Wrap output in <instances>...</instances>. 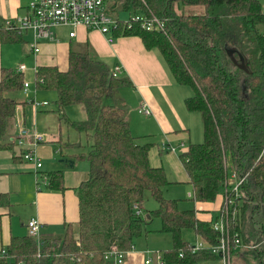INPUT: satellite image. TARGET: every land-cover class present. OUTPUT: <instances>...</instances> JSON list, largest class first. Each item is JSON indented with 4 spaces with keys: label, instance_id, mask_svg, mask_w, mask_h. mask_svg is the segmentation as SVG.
<instances>
[{
    "label": "trees",
    "instance_id": "obj_1",
    "mask_svg": "<svg viewBox=\"0 0 264 264\" xmlns=\"http://www.w3.org/2000/svg\"><path fill=\"white\" fill-rule=\"evenodd\" d=\"M131 6L147 19L157 17L162 27L147 29L140 22L120 19L113 37H141L147 49L161 53L176 82L193 90L185 105L200 114L204 140L191 143L181 154L193 197L196 202L220 199L219 212L227 196L234 198L231 228L242 237L253 214L264 211L262 2L124 0L121 4L124 11ZM0 30L2 42L23 39L19 31L6 28L1 15ZM242 59L247 68L239 65ZM26 81L25 73L16 68L1 70L0 150L14 146L5 140L8 120L15 116L19 104L12 94L23 90ZM34 83L38 89L55 91L61 118L90 136L89 150L71 155L72 160L88 161L89 177L75 189L77 221L66 222L63 233H42L41 245L29 234L12 236L7 248L0 250V264H116L105 257L107 251L113 247L130 250L154 217L162 221L160 231L170 233L173 239V247L163 251L165 264H218V254L209 247L194 250L196 244L182 235L183 229L192 228L207 244L218 243L220 234L212 228L213 216L202 219L200 209H181L178 199L165 197L170 180L164 167L151 164L154 143L138 142L125 109L111 103L114 91L131 81L114 77L108 64L89 50H71L67 69L41 65ZM76 104L85 106L83 120H69L62 112ZM68 145L83 146L79 142ZM230 167L242 180L240 196L229 183ZM47 175L48 187L65 190L63 170ZM146 192L158 207L145 216L138 211L142 212ZM8 204L9 193H0V205ZM257 251L264 264V249Z\"/></svg>",
    "mask_w": 264,
    "mask_h": 264
},
{
    "label": "crops",
    "instance_id": "obj_2",
    "mask_svg": "<svg viewBox=\"0 0 264 264\" xmlns=\"http://www.w3.org/2000/svg\"><path fill=\"white\" fill-rule=\"evenodd\" d=\"M262 5L264 7L263 3ZM26 7L22 0H0L1 21L5 25L7 19L23 15ZM71 31H75L76 34L71 36ZM56 34L58 41L45 39L40 41L39 52H34L32 48L34 38L31 32L23 33V39L18 42H2L0 37V79L2 68H17L24 63L27 66L25 75L30 82L27 90L23 89L12 94L19 104L15 116L8 120L5 140L11 142V139L20 133L22 127H35L39 132L44 133L46 140L36 147L43 162L39 172L63 170L66 187L61 191L39 184L35 165L20 157L17 158L19 151L16 146L12 149H1L0 193H9L10 204L0 205V250L7 248L12 236L28 235V222L32 218L41 221L43 234L63 233L66 222H74L79 218L75 189L89 177V163L84 160H73L74 166H71V155L82 149L69 146L68 143L76 141H71L69 135L67 140L63 135L64 119L61 118L57 107L46 99L53 90L38 89L34 83L35 70L41 65H58L62 69H67L71 50H89L105 61L111 69L116 66L122 67L120 76L127 78L131 84L116 89L111 97V103L125 109L126 118L132 132L138 137V142H152L141 140L148 138L149 133L165 135L168 141L164 143L165 145L160 147L158 142H153L157 146V151L150 152V161L154 166L170 168L175 175L172 177V173L166 170L171 178L170 184L166 187L168 193L169 187L174 183H188L193 189L181 154L188 150L191 143H195V140L198 142L201 138L198 133L197 138H193L190 128L184 121L189 117L184 109L187 108L185 99L189 96H183L182 100L178 94L186 95L187 92L181 88L186 86L176 82L161 53L156 49H147L139 36H119L110 41L109 37L100 30L88 29L83 25L60 26L56 29ZM55 99L57 98L54 94ZM41 101H48V104H43ZM143 105L150 109L149 114L136 110ZM80 108L84 119L85 108ZM68 109L71 112L70 117H74L77 113L76 105L67 106L62 112L67 115ZM137 114L141 115L140 122L134 119L139 117ZM67 133L72 131L68 129ZM178 135L188 138V146L185 145L186 140H182L176 148L170 149L174 136ZM84 138L87 143L90 136L85 134ZM78 142L83 145L81 140ZM180 147L183 148L181 154L178 153ZM191 196L190 192L189 197ZM196 203L200 209L198 216L202 219L212 216L215 218L216 213L217 215L219 213L220 199L211 202L195 201V206ZM142 205V215L146 216ZM259 213L253 214V221H249L243 227V243L233 256L235 264H239L244 259L246 252L253 250L249 247L251 244L258 243V249H264V235L261 238L263 232L256 227L259 223L264 229V218H261ZM141 241L138 240L135 250L127 254L122 264H145L147 258H153V263H156V252L161 249H156L151 256L150 248L141 244Z\"/></svg>",
    "mask_w": 264,
    "mask_h": 264
},
{
    "label": "built area",
    "instance_id": "obj_3",
    "mask_svg": "<svg viewBox=\"0 0 264 264\" xmlns=\"http://www.w3.org/2000/svg\"><path fill=\"white\" fill-rule=\"evenodd\" d=\"M106 0H31L26 7L23 15L7 19L5 26L7 29H15L19 33L31 32L34 38L32 48L34 52L40 51V41L50 40L58 41L56 29L60 26H85L88 29H98L103 34L109 37L112 41L113 29L118 26L120 21L119 16H112L108 12ZM122 20V19H121ZM128 21L140 22V24L147 29L161 28L162 22L157 18L147 19L144 14L137 13L130 17ZM75 31H71L70 35L74 36ZM16 70L25 73L27 66L22 63ZM37 70V68H36ZM35 70V72H36ZM122 72L121 66H116L112 69V75L119 77ZM30 82L27 80L24 89L27 90ZM40 104L39 102H36ZM48 104V102H43ZM139 112L149 114L150 109L143 105ZM33 138V140H29ZM46 140L45 134L39 132L36 128L29 129L22 127L20 133L11 139L13 145L17 147L19 155L30 163L35 165L38 170L39 184L49 185L50 179L46 172H39L43 166L42 158L36 151L38 144ZM242 180H239L235 172L230 174V185L237 196L239 194V185ZM40 188V186H39ZM234 198L226 197L223 209L218 213L212 222V228L220 234L218 243L214 245L207 244L202 238L194 250L209 247L214 253L219 255L218 264H234L233 254L242 245V237L239 232H233L231 228V220L235 217ZM232 209V211H231ZM138 213L142 212L139 210ZM29 235L38 240L39 245L41 241L43 225L37 218H32L28 222ZM259 244L254 243L249 247L253 250L258 249ZM135 244L130 250H120L116 247L111 248L105 254L107 259L113 258L116 264H122L125 261L127 254L135 250ZM5 251H3L4 253ZM157 261L155 264H165L164 256L161 251L156 252ZM145 264H153V258H147Z\"/></svg>",
    "mask_w": 264,
    "mask_h": 264
},
{
    "label": "rangeland",
    "instance_id": "obj_4",
    "mask_svg": "<svg viewBox=\"0 0 264 264\" xmlns=\"http://www.w3.org/2000/svg\"><path fill=\"white\" fill-rule=\"evenodd\" d=\"M22 1H23V3H25V6H26L30 3L31 0H22ZM123 1L124 0H106V4L109 7L108 8L109 14L114 16V17L119 16L120 19H123L125 21L130 20V17L136 15L137 12L142 14V11L136 12L133 6L130 7V10L124 11L121 7V4ZM260 1L264 4V0H260ZM114 4H116L117 6L114 7ZM112 7H114V9H112ZM199 11H202L201 7L199 8ZM181 88L187 92L186 95L178 94V96L180 95L182 100L184 98L183 96L193 95V90L190 87L186 86V87H181ZM49 93L50 94L48 97H46V99L49 102H51V104H53L54 107H57V111L59 112L58 104H57V102H55L57 99L54 100V94L57 98V93L55 91H50ZM48 101H41V102H48ZM107 102H109V100ZM78 105H80V106H78ZM76 107H77V113L74 117H70L71 112L69 109L67 110L68 111L67 112V118L69 120L79 121L82 119L83 111L80 110L81 109L80 107L85 108V106L82 104H76ZM184 109H185V113H187L189 115V117L185 118L184 121L187 124V126L190 128L191 133L193 135V138H197L198 134L200 135V138H201L200 140H198V142H197V140H195L194 142L195 143L203 142V140H204V137H203L204 136V128H203V123H202L200 114L198 112H194V111L191 112L190 110H187V108H185V107H184ZM136 110H138V108H136ZM137 115L139 117H134V119L137 122H140L141 121V117H140L141 115H139V114H137ZM60 116H61V114H60ZM27 128L35 129V127H27ZM68 129H70V131H72V133H67ZM62 130H63V135H65L64 136L65 139L68 140V135H69L71 137V141H76L78 143V141L81 140V142L83 143V146L80 147V149L89 150V148L87 147V143L85 141V138H84L85 133H79L76 129H74L73 127H71L67 123V120H63ZM17 135H18V133H17ZM147 135H150V136H148V138H146V139L142 138L141 139L142 142H145L146 140H151L152 142L156 141V142H158V145H160V147L165 145L166 142H168L164 134L149 133ZM182 140H186L185 145L188 146V138L186 139V137L183 138L182 136L178 135V136H174V139L172 141V146H170V149L176 148L178 146L177 144L181 143ZM156 149H157V146L154 144L153 147L151 148V151L155 152V151H157ZM181 150H183V148L180 147V150H178L179 154L182 153ZM163 160H165V157H163ZM86 162L88 163V161H86ZM157 162H158V160H157ZM159 162H160V159H159ZM156 167H158V166H156ZM165 169L167 170L168 168L165 167ZM168 170L172 173L170 168ZM231 172L232 171H231V167H230V174H231ZM167 175H168L169 180H171L168 173H167ZM172 177H175V175L173 173H172ZM169 189H170V191H169L170 194L168 193L167 188H165V191H164L165 197L178 199L179 200V206L181 209H196V208H198V203H196V206H195V199L193 197L194 192H193L192 186L190 184H188V183H174L169 187ZM190 192L192 195L191 198L189 197ZM169 196H172V197H169ZM142 206H143V212L148 215L150 210H153V209L158 207V202L153 198V196L151 195L150 192H146ZM259 214H260L261 218H264L263 212L259 213ZM215 216H217V213ZM161 226H162L161 219L159 217H154L153 220L151 221V223L146 224V228L144 230L143 235L136 239V241L134 243L135 246L137 245L138 240H140V241L142 240L141 244H144L146 247L150 248V251H151L150 255L151 256L156 251V249H161L160 251H161L162 255L164 256L163 251L173 247V239H172V236L170 233H165V232L160 231ZM256 227H257V229H259L260 232L264 233V229H263V226L261 224L257 223ZM263 233L261 234L262 235L261 238H263V235H264ZM182 235H183L184 239L189 240L193 244H197L199 241H201V237L196 235L195 231L192 228L183 229ZM257 252H259V251H255V250L250 251L249 250V252H246L244 259L239 264H262L260 262V260H261L260 257L257 256ZM262 258H264V257H262ZM233 262L235 264V261H233ZM153 264H155V263H153Z\"/></svg>",
    "mask_w": 264,
    "mask_h": 264
},
{
    "label": "water",
    "instance_id": "obj_5",
    "mask_svg": "<svg viewBox=\"0 0 264 264\" xmlns=\"http://www.w3.org/2000/svg\"><path fill=\"white\" fill-rule=\"evenodd\" d=\"M230 55H231L232 59H233L234 61H236L235 58L233 57V52H232V51L230 52ZM239 65H240L241 68H243V69H244V68H247L246 65L244 64L243 59H242V62H241ZM71 166H72V167L74 166V161H73V160L71 161Z\"/></svg>",
    "mask_w": 264,
    "mask_h": 264
}]
</instances>
